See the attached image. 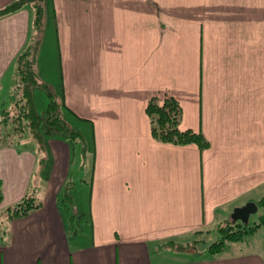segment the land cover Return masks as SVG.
<instances>
[{"label": "crops", "instance_id": "0c3cea01", "mask_svg": "<svg viewBox=\"0 0 264 264\" xmlns=\"http://www.w3.org/2000/svg\"><path fill=\"white\" fill-rule=\"evenodd\" d=\"M14 1L0 0V10ZM45 7L37 72L92 140L93 170L70 204L73 141L0 147V213L27 195L41 202L6 217L0 264H264V240H253L258 249L250 244L264 224L216 253L188 247L264 196V0H45ZM34 20L32 5L0 16L1 103L17 57L35 38ZM36 91V109L45 112ZM153 98H174L180 128L209 147L153 137L146 112Z\"/></svg>", "mask_w": 264, "mask_h": 264}, {"label": "trees", "instance_id": "16d2710c", "mask_svg": "<svg viewBox=\"0 0 264 264\" xmlns=\"http://www.w3.org/2000/svg\"><path fill=\"white\" fill-rule=\"evenodd\" d=\"M26 5H32L35 9V38L16 59V71L13 78L12 90L7 102L5 101L2 104L0 111V130L4 129L12 132L11 137H16V140L25 137L27 132L34 133V136L38 140H41V136L37 131L41 128L45 130L44 133L47 135H59L75 143L83 142L84 136L70 126L64 116L63 109L65 105L53 92L49 93L50 103L47 110L40 113L36 109L33 93L37 88L47 87L40 78L36 68L37 55L41 43L40 34L43 31L45 16V0H16L1 9L0 16L17 11ZM8 103L11 110H5V106ZM146 112L151 121L152 135L157 140L177 145L194 143L201 150L209 147L208 141L201 134L180 128L182 110L174 98H166L162 103L153 98L148 102ZM6 134L7 136L5 137H9L8 133ZM13 141L11 139L10 142L3 145H10L14 143ZM71 186V182L66 184L64 200L73 204V197L70 195ZM40 204L41 202L36 197L27 195L6 209L7 216L14 218L26 215L39 207ZM257 204L259 207H264V197ZM74 219L75 215L70 219L71 231H75ZM262 224H264V217L261 223L253 226L231 221L229 228L226 230L228 234L224 240L213 243L208 250L214 253L222 251L225 249L226 240L241 241L246 236L254 234Z\"/></svg>", "mask_w": 264, "mask_h": 264}, {"label": "rangeland", "instance_id": "374dc122", "mask_svg": "<svg viewBox=\"0 0 264 264\" xmlns=\"http://www.w3.org/2000/svg\"><path fill=\"white\" fill-rule=\"evenodd\" d=\"M46 13H47V9L45 7L44 21H45ZM44 26H45V22H44ZM44 26H43V31H44ZM39 50H40V46H39ZM38 54H39V52H38ZM13 78H14V76H13ZM13 82H14V80H13ZM46 86L47 87H41V88L35 89V91L37 90L36 91L37 92V95H36L37 105H38L39 108L45 109V111L47 110V108L49 106V103H50L49 93L53 92V93L56 94V92L52 88V85L51 86L46 85ZM4 103H5V101H3L2 103L0 102V104H1L0 111L2 109V104H4ZM9 105L10 104L8 103L5 106V110H11V107ZM41 105H42V107H41ZM38 111L40 113L44 112V111H41V110H38ZM64 112H65V110H64ZM64 116L66 117V115H64ZM66 119H67V117H66ZM68 123L70 124V126L72 128H75L69 121H68ZM37 131L39 132L38 134L41 136V140H38L34 136V133H31V132H27L26 136L23 137L22 139H17L16 140V137H13V136L11 137V133L12 132H9L8 130L6 131V130L2 129V130H0V147H4L5 145H3V144H5L7 142H10L11 139L14 140L13 142H15V141H18V142L21 141L22 142L25 138H29V141H32L33 143L37 142V143L45 144V141L49 137H62V136H59V135H47V134L44 133L45 130L41 129V128H39ZM6 133H8V135H9V137H7V138L5 137V136H7ZM91 142H92V140L89 141V140H87L86 137H84V141L83 142H78V143L74 142V144L76 145V148L78 149V152H77V155H75V157H74V164H73L74 176H73V179L71 180L72 181V184H71L72 186H71V190H70L71 191L70 195H72V197L74 199L77 197V199H78L77 202L80 201V194L83 193L84 192L83 190L85 189V185H84L85 182H83L80 179L85 178L86 180L87 179L89 180L90 177H91L92 170H93V147H92ZM47 157H49V153L48 152H47ZM263 197L264 196H262L261 199ZM77 206H78V204H77ZM6 217H7V212L0 213V233L5 228L3 223L5 222ZM263 217H264V207H259L258 212L256 214L251 215V217H250V226H253L255 224H259V222L261 223ZM231 221H232L231 218L228 219V221H226L227 223L225 222L226 224H223L222 226H219V230L216 229L211 234H207V235L203 234V236H201V235L195 236L194 238L198 239V242H196L194 238L193 239L191 238L190 242H189L190 244H188L189 245L188 247L189 248L197 247V248H201V249L205 250V249H209L210 246L213 243L221 241V240H224V238L228 234L226 232V230H227V228H229ZM246 238L248 239L249 236H246L241 241H239V240L238 241L226 240L225 241V248L228 245L232 244V243L243 242ZM202 239L204 241H202V244H201L200 241ZM251 239H252V242L247 241V243L245 245L257 244V245H254V246H255V248L258 249L259 248L258 247V243L259 242L255 243L253 240H255V239L257 241L264 240V228L261 231H259L256 234V236L254 234L253 238H251ZM249 242H250V244H249ZM198 243H200V244H198Z\"/></svg>", "mask_w": 264, "mask_h": 264}, {"label": "water", "instance_id": "95a60500", "mask_svg": "<svg viewBox=\"0 0 264 264\" xmlns=\"http://www.w3.org/2000/svg\"><path fill=\"white\" fill-rule=\"evenodd\" d=\"M259 210V206L256 202H247L245 205L236 207L231 214V219L234 222H241L243 225H248L250 217L256 214Z\"/></svg>", "mask_w": 264, "mask_h": 264}]
</instances>
